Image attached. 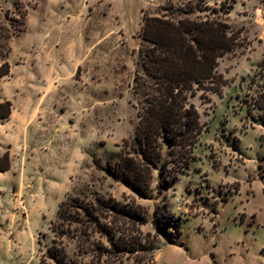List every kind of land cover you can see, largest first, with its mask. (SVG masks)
<instances>
[{"label": "rangeland", "instance_id": "obj_1", "mask_svg": "<svg viewBox=\"0 0 264 264\" xmlns=\"http://www.w3.org/2000/svg\"><path fill=\"white\" fill-rule=\"evenodd\" d=\"M59 1L0 0V101L13 105L0 118V264H39L54 241L71 264H264V0H199L215 10L192 16L219 15L237 45L219 60L222 91L191 98L202 132L189 163L155 172L147 196L109 167L136 131L143 18L194 0L106 2L73 40L52 37ZM65 200L71 225L58 216Z\"/></svg>", "mask_w": 264, "mask_h": 264}, {"label": "trees", "instance_id": "obj_2", "mask_svg": "<svg viewBox=\"0 0 264 264\" xmlns=\"http://www.w3.org/2000/svg\"><path fill=\"white\" fill-rule=\"evenodd\" d=\"M235 2L231 0L228 8ZM162 9L164 13L160 15H144L140 71L134 77L135 93L139 95L136 131L130 141L125 140L127 145L119 152L117 161L109 165L116 180L141 196L149 194L155 172L171 173L169 177L173 178L179 171L175 165L189 163L191 150L202 132L200 113L191 98L200 90L222 91L225 79L218 72L219 60L237 45L230 26L219 15L192 16L195 12L215 10L203 8L199 0L182 4L169 1ZM5 66L9 67L7 62L0 68L1 75L8 73L3 70ZM12 108L10 100L0 101V118L9 117ZM3 161L6 163L2 164ZM8 169L9 153H5L0 157V170ZM71 206L66 200L60 205L58 216L64 224L76 221ZM107 207L129 214L116 202ZM81 208L90 221L96 218L88 207ZM169 225H159L158 230L171 239L174 232L166 227ZM59 236H67V231L60 230ZM39 264L71 263L62 245L54 241Z\"/></svg>", "mask_w": 264, "mask_h": 264}, {"label": "crops", "instance_id": "obj_3", "mask_svg": "<svg viewBox=\"0 0 264 264\" xmlns=\"http://www.w3.org/2000/svg\"><path fill=\"white\" fill-rule=\"evenodd\" d=\"M151 0H137L138 6H140V11L146 4V2H150ZM106 2H108V7H112V2H116V0H77V5L71 7L68 5L67 0L59 1V8L61 11H58L56 15L57 19H54V23L56 25V29L51 32L52 37L63 38L68 40L80 39V37L85 36L87 33L86 28H84L85 24L89 23L91 17L90 11L97 8V6H102ZM30 19V18H29ZM30 21H28L29 24ZM40 28H38L41 34L40 38H47V31L44 30L48 25L46 20L42 19V22L39 23ZM42 24V25H41ZM41 27H44L43 29ZM56 33V34H55ZM59 34V36H58ZM86 37V36H85ZM2 126L6 127V123L2 124ZM10 150V141L0 139V157L5 153H9Z\"/></svg>", "mask_w": 264, "mask_h": 264}]
</instances>
